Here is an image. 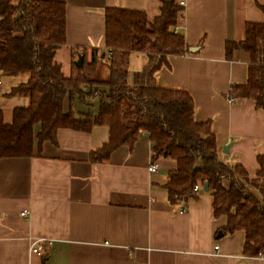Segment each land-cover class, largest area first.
<instances>
[{
    "label": "crops",
    "instance_id": "obj_1",
    "mask_svg": "<svg viewBox=\"0 0 264 264\" xmlns=\"http://www.w3.org/2000/svg\"><path fill=\"white\" fill-rule=\"evenodd\" d=\"M57 1L66 7V43L53 61L64 77L82 50L97 49L107 57L106 8L143 11L153 22L161 7V0ZM175 2L183 4L176 30L184 36L187 53L171 58L170 68L156 73V84L187 91L194 119L211 121L221 159L253 174L256 155L264 154V113L250 100L229 101L230 88L246 82L248 55L235 51L227 60L225 43L241 42L246 23L263 22L258 5L264 0ZM145 61L142 55L130 56L129 80ZM26 81L25 75L0 73L4 124L11 123L15 108L28 105L27 97L10 95ZM73 110L82 107L75 102ZM39 129L36 125L34 133ZM107 140L105 126L87 133L59 129L56 144L43 143L39 155L35 141L33 157L0 159V264H264L242 254V231H220L226 218L212 216L208 192L198 191L185 204L169 203L164 185L173 163L154 156L145 134L132 149L121 147L107 161L91 162L90 152ZM151 163L157 166L153 173ZM22 211L28 215L21 217ZM35 245L45 259L32 253Z\"/></svg>",
    "mask_w": 264,
    "mask_h": 264
},
{
    "label": "trees",
    "instance_id": "obj_2",
    "mask_svg": "<svg viewBox=\"0 0 264 264\" xmlns=\"http://www.w3.org/2000/svg\"><path fill=\"white\" fill-rule=\"evenodd\" d=\"M264 18V3L258 5ZM183 9L175 0H161L153 22L143 11L106 8L102 52L82 50L69 77L53 61L66 43V7L57 0H0V73L27 76L10 95L28 98L15 108L10 124L0 113V159L39 155L43 143L56 144L59 129L89 132L95 125L108 129V140L90 152L93 163L105 162L121 147L132 149L145 134L153 154L173 163L164 188L170 204L196 199L193 188L207 186L212 216L225 217L223 234L242 231V254L264 253V154L249 174L238 164L221 159L211 121L194 119V102L185 90L160 87L156 73L170 68V59L187 53L182 33L174 32ZM235 51L248 55L247 79L230 88L229 97L250 100L264 113V19L246 23L241 42H226L225 57ZM132 54L145 63L128 77ZM83 56L81 67L74 62ZM95 101V102H94ZM77 102L82 111L73 110ZM94 104L97 109L94 112ZM67 108V110H66ZM84 109V110H83ZM40 129L35 134L34 127ZM45 259L46 254H41Z\"/></svg>",
    "mask_w": 264,
    "mask_h": 264
},
{
    "label": "built area",
    "instance_id": "obj_3",
    "mask_svg": "<svg viewBox=\"0 0 264 264\" xmlns=\"http://www.w3.org/2000/svg\"><path fill=\"white\" fill-rule=\"evenodd\" d=\"M180 6H183V4L181 3ZM174 32H175V33L177 32L176 28L174 29ZM229 101L231 102V101H233V99L230 98ZM156 169H157V166H156V164H154V163H151V164L149 165V167H148V171H149V172H152V173L155 172ZM193 190H194V192L197 194L198 191H200V188H199L198 186H195V187L193 188ZM184 211H185L184 208H180V209H179V212H180V213H184ZM27 215H28V212H27V211H22V212L20 213V216H21V217H26ZM40 247H41L40 245H35V246L33 247V249L31 250L32 253H36V254L40 255V254H41V248H40ZM217 249H218V246H214V250H217ZM258 258H260V259H262V260L264 261V253H263V254H260V255L258 256Z\"/></svg>",
    "mask_w": 264,
    "mask_h": 264
},
{
    "label": "water",
    "instance_id": "obj_4",
    "mask_svg": "<svg viewBox=\"0 0 264 264\" xmlns=\"http://www.w3.org/2000/svg\"><path fill=\"white\" fill-rule=\"evenodd\" d=\"M193 51H195V49H193V48L189 49V52H193ZM101 57L103 58L104 55L102 54ZM82 62H83V56H82V55H79V56L77 57V60L74 62V66H75V67H78V68L81 67ZM230 147H231V144L226 145L225 147H223V148H222V153H223V154H227V153H228V150H229ZM207 189H208V188H207L206 185H204L203 188H202V190H203L204 192H207ZM220 236H222V233H219V236H218V237H220Z\"/></svg>",
    "mask_w": 264,
    "mask_h": 264
},
{
    "label": "rangeland",
    "instance_id": "obj_5",
    "mask_svg": "<svg viewBox=\"0 0 264 264\" xmlns=\"http://www.w3.org/2000/svg\"><path fill=\"white\" fill-rule=\"evenodd\" d=\"M132 60H133V58H132ZM132 60H131V62H132ZM130 70H133V66H132V64H131V66H130Z\"/></svg>",
    "mask_w": 264,
    "mask_h": 264
}]
</instances>
